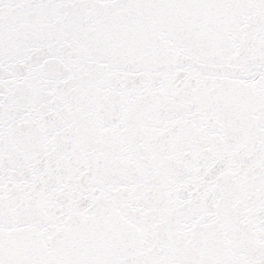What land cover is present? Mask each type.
<instances>
[{
  "label": "snow or ice",
  "instance_id": "obj_1",
  "mask_svg": "<svg viewBox=\"0 0 264 264\" xmlns=\"http://www.w3.org/2000/svg\"><path fill=\"white\" fill-rule=\"evenodd\" d=\"M0 264H264V0H0Z\"/></svg>",
  "mask_w": 264,
  "mask_h": 264
}]
</instances>
